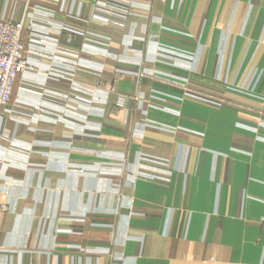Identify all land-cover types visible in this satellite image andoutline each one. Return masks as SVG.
<instances>
[{"label":"crops","instance_id":"1","mask_svg":"<svg viewBox=\"0 0 264 264\" xmlns=\"http://www.w3.org/2000/svg\"><path fill=\"white\" fill-rule=\"evenodd\" d=\"M97 1L0 0L33 64L0 122V264H264V0H132L122 26Z\"/></svg>","mask_w":264,"mask_h":264},{"label":"built area","instance_id":"2","mask_svg":"<svg viewBox=\"0 0 264 264\" xmlns=\"http://www.w3.org/2000/svg\"><path fill=\"white\" fill-rule=\"evenodd\" d=\"M132 0H107L97 1L95 10L99 18V12L107 15L105 22L108 25L122 26L129 16V8ZM25 24L23 20L7 19L0 17V122L5 116L16 113L15 110L8 108L13 85L18 74L32 70L33 64L30 55L26 53V45L23 41V31ZM57 68H51L49 75L62 76ZM72 74V70H66L65 73ZM197 100H202L209 104H216L213 99L202 97L200 95L188 94ZM17 115L21 116L20 113ZM1 137V133H0ZM156 163L161 161L155 160ZM164 164V162H162ZM146 175V174H145ZM7 210L6 204L0 205V213Z\"/></svg>","mask_w":264,"mask_h":264},{"label":"rangeland","instance_id":"3","mask_svg":"<svg viewBox=\"0 0 264 264\" xmlns=\"http://www.w3.org/2000/svg\"><path fill=\"white\" fill-rule=\"evenodd\" d=\"M157 55H159V56H157ZM157 55H156L157 56L156 57V61H160L161 59L159 57L162 56V55H164V54L162 53V50L159 49V51L157 52ZM50 71L51 70H49V72ZM96 73H99V71L96 72ZM129 73H132V71L131 70H127L124 73H122V75L123 74L124 75L125 74H129ZM158 76H160V78L162 80L166 81V85H169L170 84L173 87H176V88L181 89L182 90V94H183L184 97L193 98V97L189 96L188 94L200 95L202 97H207V98L213 99L216 102V104H214V106H219L220 107V106H223L224 104H226V102L223 99H220V98H217L216 99L214 96H212L209 93H207V91H204L203 92L204 94L201 93V92H196L195 91V88H193L191 85H189V83L187 82L186 77H181L179 74H172L169 77H163L162 75H158ZM164 78H166V79H164ZM141 99H142L141 97H135V100L137 102H139V101L142 102L143 100H141ZM199 101L204 102L202 100H199ZM143 102H145V101H143ZM204 103H207V102H204ZM207 104H209V103H207ZM144 158L145 159H150V158H147V157H144Z\"/></svg>","mask_w":264,"mask_h":264}]
</instances>
